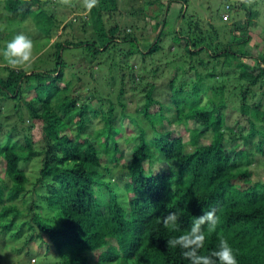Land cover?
I'll return each instance as SVG.
<instances>
[{
  "label": "trees",
  "instance_id": "1",
  "mask_svg": "<svg viewBox=\"0 0 264 264\" xmlns=\"http://www.w3.org/2000/svg\"><path fill=\"white\" fill-rule=\"evenodd\" d=\"M115 1L100 0L98 6L88 10L87 16L94 35L89 40L64 39L53 43V68L42 71L31 69L26 73L24 68L1 67L6 71L0 75V92L6 97L0 98L3 120L9 110L11 115L17 114L20 117L18 108L22 99L25 102L23 110L27 120L39 119L44 122L39 131L40 138L33 140L30 133H25L30 130L31 125H26L21 119L20 129L23 135L20 144L25 148V153L20 154L16 151L19 145L15 141H9L11 127L3 132L1 126L5 123L0 121V163L3 166L0 177V233L7 234V239H12L11 243L4 246L15 253H19L22 246H25L24 254L28 257L32 255L31 249L38 248L42 256H52L48 264H190L181 256L179 248L167 247L166 241L188 230L194 217L215 209L219 223L213 233H208L207 225L204 226L206 241L201 251L207 254L217 249L218 235H222L232 246L238 264H264V179L255 178L246 167L251 151L247 149L240 154L242 151L238 149L239 154L234 159L224 147L222 132L213 133L214 129L224 127L223 102L209 103L208 108L188 103L187 92L197 95L202 79L220 75L225 65L237 67L239 77L244 80V83L239 84L238 110L240 115H245L253 123L252 117L256 116L255 105L247 103L245 99L249 86L264 81V56L255 51L252 52L254 58L249 57L251 52L247 49L236 48V44L241 45L248 39L246 33L233 34L234 28L228 26V20L232 18L228 11L237 7L219 0L223 11L221 13L220 8H217L215 12L225 22L219 27L210 21L207 25L201 24L192 14L185 16V0H150L147 4H156V9L148 17L154 19V22L135 35L119 30L116 20L103 21L102 13L108 10L107 2H113L111 13L116 7ZM1 2L11 20L31 19L41 37L49 33L53 21L42 8V0H0ZM172 2L182 3L174 17L173 25L177 28L173 31L162 29L165 20L167 23L166 14ZM243 4L241 0L239 9L242 7V10L253 17L255 11L243 9ZM223 14H227L226 20L222 19ZM145 16L143 12L144 27L147 23ZM81 20L86 22L83 18ZM177 22L180 25L177 26ZM247 22L246 19L241 23V30L246 28ZM113 28L116 29L115 32L111 31ZM164 30L179 35L185 58L181 62L183 64L177 62L175 65L180 66V63L184 69L188 64L186 70L192 71L196 80L190 85L189 91L170 90L169 104L154 99V81L142 90L143 101L137 109L150 123L152 134L148 137L145 130L137 126V143L132 144L129 159L124 164L126 182L118 187L108 175L111 172L110 163L119 159L122 149L119 140L126 138L121 121L127 114L116 111L119 119L115 122L116 113L108 101L109 108L100 114L95 109L87 108L89 100L93 98L89 92L82 102L77 103L73 130L69 127L65 131L59 130V123H62L60 115L75 108L76 101L74 97L62 95L64 86L59 81L63 79L62 71L67 66L62 51L71 46L80 47L94 59L110 48L115 50L117 43L124 42L126 49L118 47L116 50L122 54V59L128 60L132 55H137L143 65L140 75L153 76L157 72L162 76L163 73L157 71L156 67L147 70L143 63L147 56L159 51V45L165 36ZM153 31L155 33L150 36ZM218 31L221 36L228 32L225 42L214 39L218 38ZM181 33L184 35L181 36ZM210 33H213L212 37ZM202 50L205 51L201 55L203 58L197 59L196 65H193L191 57H196ZM175 55L172 54L173 57ZM187 59L190 60L189 63ZM123 63L117 73L120 83L123 78L127 82H135L131 67L126 61ZM197 65L202 66V71L209 65V70L202 73ZM251 68L255 70L250 71ZM109 73L108 77L113 80L115 73L114 76L112 72ZM158 77L155 76V80ZM75 78L78 79L77 75ZM175 78L176 75L168 76L165 82L168 88L173 87ZM142 79L140 77L137 80ZM121 88L117 90V101L123 109L126 105L120 100ZM23 90L28 93L22 95ZM180 94L184 98H180ZM75 95L79 99V94ZM4 101L11 102L6 113L3 112ZM100 103L104 104L106 101ZM154 105L157 109L151 112ZM169 106L173 112L171 120L164 114ZM183 107L186 109L183 110ZM250 111L254 113L251 114ZM154 115L167 125L191 120L199 123L203 129L196 133L197 142L185 148L181 136H171L169 128L155 126L152 121ZM95 116L101 119V126L87 133V124ZM128 118L133 124H137L134 119ZM260 119L264 120V105ZM205 132L210 133V137L207 141H199ZM229 132L230 137L235 134L233 129H229ZM256 135V150L262 152L264 133L256 132ZM233 140L230 138L228 141ZM234 145V142L228 145L231 151L237 146ZM171 151H178L179 155L170 159L167 153ZM156 158L167 163L169 182L152 168L151 164ZM141 159L146 160V166ZM28 161L36 162L34 177L41 187L36 198L23 197L28 176L22 167ZM241 162L245 165L239 168ZM18 198H21L25 207L24 213L15 204ZM168 211L180 214L179 231L173 232L163 226L162 219ZM17 239H22L21 246L15 247L12 244Z\"/></svg>",
  "mask_w": 264,
  "mask_h": 264
},
{
  "label": "rangeland",
  "instance_id": "2",
  "mask_svg": "<svg viewBox=\"0 0 264 264\" xmlns=\"http://www.w3.org/2000/svg\"><path fill=\"white\" fill-rule=\"evenodd\" d=\"M42 1V8H44L46 13L53 21L49 33L44 37H41L40 34H38V31L31 19H26L24 21H17L14 19L11 20L7 12L2 7L3 3H0V50L3 49L2 47L5 46L15 34L20 32L30 36L33 40L35 61L31 68L25 69L26 73H29L31 69H40L42 71L53 68V43L62 42L64 39L76 41L80 39L89 40L94 36L91 28L92 24L87 16L88 10L84 7L83 0H71V6L62 4L60 0ZM147 1L150 0H116V7L111 13L110 11L112 10L113 2H107L108 10L102 13L103 21L106 19L108 21L116 20L119 30L122 32L124 30L125 33L137 35L139 31L141 32V30L144 28H149L150 24L154 22V19L148 17L149 15H152L153 11L156 9V4H147ZM225 1L230 2L235 7H237H232L234 10L231 11L230 9L228 11L229 17H232L231 20H228V26L230 28H234L233 34L241 35L246 33L248 36L247 41L241 45L240 43L236 44V48L242 47L245 50L247 49L249 52H251L249 57H253L252 52L255 53V51H258L260 56H264V0H252L250 5L245 3L243 4V9L248 8L255 11L253 17H250L245 10H242V7L239 9L238 4L241 0ZM185 3L187 13H185V16L192 14L195 19H199L201 24L205 23V25H207L209 21L216 24L215 26L219 27L225 24V22H222L220 17L217 16V12H215L217 8H220L219 12L222 13L223 11V8L221 7L222 4H220L219 0H185ZM181 4L177 2H172L170 4L166 14L167 23L165 20V24L162 29L173 31L174 28H177L175 25H173L175 23L174 17ZM182 6L184 9V5ZM143 12L146 14L145 20L147 21L145 27L143 21ZM82 18L86 22H83L81 20ZM160 18L161 16L159 15L158 19ZM246 19L248 20L247 26L241 30V26H243L241 23ZM168 22H170L171 25ZM176 25L178 26L180 24L177 22ZM111 31L115 32L116 29L113 28ZM163 32L165 33V36L162 38V42L159 45V51L149 57L147 56L145 58V62L143 63L147 70L156 67L157 71L163 73L162 76L157 72H155L153 76L149 74L147 77H144L145 74L142 73L140 75L139 71H143V65L137 55H132L128 60L122 59V54L118 53L116 50L118 47L126 49V44L124 42L117 43L115 50H111L110 48L104 54L96 55L94 59H91V56H88L87 51L80 47L71 46L62 51V55L64 57L63 59L67 63V66H65V69L62 71L63 79L59 81V84L64 86L62 95L66 96L67 98L74 97L76 101L75 108L72 107L65 114L60 115L62 123H59V130L63 129L65 131L67 127L73 130V122L75 120L74 114L76 108L78 107L77 103L82 102L89 92L93 98L92 100H89L87 108L95 109L100 114L106 111L111 104L115 113L116 111H123V113L127 114L125 117H123L121 122L124 131L123 135L126 136L125 140L123 139V141H128L130 143L124 144L121 139L119 140L121 141L122 148L119 152V159L115 163H110L111 172L108 175L110 180H112L118 187L126 182V178L124 176V164H126L129 159L132 144L137 143V139L135 138L137 126L139 125V127H142L148 137L150 136V133L152 134L150 123L143 117V115L140 113V110L137 109V107L140 106L143 101L144 92L142 90L146 88L147 84L154 81L155 83L152 92L154 99H157L160 103L169 104L171 96L170 90L184 89L189 91L190 85L194 80H196L194 73H192V71L186 70L188 64H186L184 69L181 68V64H183L181 62L184 61L183 59L185 58V54L181 48L183 46V42L178 37L179 35L176 32L172 33L165 30ZM203 32L205 33L206 31L203 29ZM154 33L155 31H153L150 36H152ZM217 33L218 38L215 37L214 39L220 40L222 43L225 42L228 37V32H225V36H221L219 31ZM210 34V37H212L213 33ZM180 35L183 36L184 33H181ZM208 47L210 49L212 48L209 45ZM195 48H200V46H195ZM173 53L176 54L174 57L172 56ZM204 54L205 51L202 50L196 55V57L192 56V64L196 65V60L203 58L202 56ZM244 59L247 60L246 58ZM123 61H126V63L131 67V72L134 74L132 76L133 81L135 82H127L126 79L123 78L120 83L117 73L119 72L118 69L123 67ZM187 61L188 63L190 62L189 59H187ZM177 62L181 63H179L180 66L175 65ZM5 66L8 65L6 62H4L2 56H0V68H5ZM260 66L262 65L260 64ZM196 67L198 70H201L202 68L200 65H197ZM2 68L0 69V75L6 73L5 69ZM208 70L209 65L203 69V71ZM252 70L255 69L251 68L250 71ZM203 71L201 70L202 73ZM109 72H112L113 76L115 73V78H113V80L108 77V74H110ZM71 74L74 75L73 79ZM75 75H77L78 79L75 78ZM157 75L159 77L155 80L154 77ZM175 75L176 78L173 82V87L170 86V88H168V85L165 84L168 76ZM140 77H143V81L137 80ZM157 80H159V82ZM241 83H244V80L239 77L238 68H230L225 65L222 68L220 75L202 79L201 83L199 84L197 95L187 92L189 93L188 103L197 104L198 106L208 108L210 105L209 103L219 104L220 102H223L225 105L224 127L214 129L213 133L217 134L222 132L224 147L229 153L230 157L238 155V149L242 151L240 154L246 152L245 150L250 149L251 153L248 158L249 163L246 165V167L253 173L255 178L264 179V147L262 148V152H260L256 150L255 146L257 139L256 136L258 135H256V132L264 133V120L260 119L264 105V81H260L254 86H249V89L247 90L248 93L247 98L245 99L246 102L253 106L255 105L254 111H256V116L252 117L253 123L249 122L245 115H240L238 110V93L239 84ZM119 87H122L120 100L126 105L123 109H121V106L117 101V90ZM27 93L28 92H26V90H23L22 95ZM76 93L79 94V99L77 98V95H75ZM0 98L5 99L6 97H3V94L0 92ZM180 98H184L183 95L180 94ZM105 101L106 103L104 104L100 103ZM107 101L110 102V104ZM2 104L5 107L3 112L6 113L8 108H10L11 102L4 101ZM19 104L20 106L18 108V114L20 117H17V114L11 115V111L9 110L6 113L7 117L5 120H3V116L0 114V121L5 123L1 126L3 132L5 129L11 127L9 129L11 132L9 141H15L19 145V148L16 149V151L20 154H24L25 148L20 144L23 135L20 129L21 119L23 118L26 125H31L30 130L25 131V133H30L33 140H38L40 138L39 131L41 125L44 124V122L43 120L39 119L27 120L25 111L23 110L25 102L21 99ZM257 104H260V106H257ZM156 109V105L152 106L151 112L155 111ZM185 109L186 107H183V110ZM172 113L171 107L164 110V114L170 120L172 119ZM250 113L253 114L254 112L250 111ZM117 115L118 113L115 115V122H117L119 119ZM128 117L134 119L137 124H133ZM152 121L158 128L161 125L164 128H169L171 130V136H181L182 141L185 144V148H189L190 145L197 142L198 138L196 133L197 131L200 132L203 129V126H200L199 123L193 122L191 120L180 121L176 125L175 123L167 125L164 120L154 115ZM99 126H101V119H99L98 116L92 117V120L87 124L86 131L87 133H90ZM229 129H233L235 131V134L231 137L229 136ZM214 134L211 133V135ZM203 136H201L199 141L201 139L207 141V139L210 137V133L205 132ZM243 137H246V140H243ZM230 138H233L234 140L228 141ZM233 142L235 143L234 146H236V144L237 146L233 151H231L228 145L232 144ZM1 149L2 148L0 147V150ZM178 155V151H171L167 153V156L170 159ZM154 156L155 153L153 157ZM137 157L142 158L141 156ZM240 157H242V155H240ZM234 159L236 158L234 157ZM141 161L144 166L147 165L145 159H141ZM35 163L36 162L33 163L28 161L22 167L24 169V173L28 176V182L26 184L23 197L29 196L30 198H36V194L41 190L39 184L35 182ZM244 165L245 164L241 162L238 166H240L239 168H242ZM151 166L154 170L161 174L165 181L169 182V173L167 169L168 166L166 162L162 160L158 161L156 158ZM2 170L3 166L0 163V177L2 175ZM33 182L35 184H33ZM15 204L17 205L18 209L24 213L25 207L21 201V198L15 200ZM11 242L12 239H7V234L0 233V264H48L52 259V256L50 255L46 257L42 256L38 248L31 249L32 255L29 257L24 254L25 246H22L19 253H15L10 248L4 246ZM21 242L22 239H17V241L12 245L15 247L21 246ZM32 243L33 242H31L30 245L33 247L34 245Z\"/></svg>",
  "mask_w": 264,
  "mask_h": 264
},
{
  "label": "clouds",
  "instance_id": "3",
  "mask_svg": "<svg viewBox=\"0 0 264 264\" xmlns=\"http://www.w3.org/2000/svg\"><path fill=\"white\" fill-rule=\"evenodd\" d=\"M62 4L71 6V0H60ZM100 0H83L84 7L87 10L99 5ZM245 4H251L252 0H242ZM4 62L13 68H31L35 61L34 43L30 36L23 32L15 34L9 40L4 49L0 50ZM180 214L175 211H168L163 216V226L170 231H179L178 221ZM219 223V217L216 210L212 209L202 212L199 216L193 218L191 226L178 236H173L166 241V246L171 249L179 248L181 256L188 260L190 264H238L236 254L228 240L218 235L219 244L217 249L205 254L201 250L205 247L206 233L204 226L207 225V232L216 231Z\"/></svg>",
  "mask_w": 264,
  "mask_h": 264
},
{
  "label": "built area",
  "instance_id": "4",
  "mask_svg": "<svg viewBox=\"0 0 264 264\" xmlns=\"http://www.w3.org/2000/svg\"><path fill=\"white\" fill-rule=\"evenodd\" d=\"M222 19H223V20H226V19H227V14H223V15H222Z\"/></svg>",
  "mask_w": 264,
  "mask_h": 264
}]
</instances>
